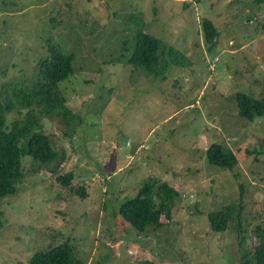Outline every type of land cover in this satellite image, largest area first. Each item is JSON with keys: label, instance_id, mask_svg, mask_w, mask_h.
<instances>
[{"label": "rangeland", "instance_id": "rangeland-1", "mask_svg": "<svg viewBox=\"0 0 264 264\" xmlns=\"http://www.w3.org/2000/svg\"><path fill=\"white\" fill-rule=\"evenodd\" d=\"M212 21L220 35L205 36ZM182 52L164 77L127 62L137 31ZM74 54L60 83L75 126L45 118L59 175L24 157L25 178L0 206V264L70 243L82 264H242L264 232V116L243 117L237 95L264 98V4L256 0H0V85L34 80L48 42ZM169 60V57H168ZM9 113L8 122L22 118ZM223 144L234 170L209 162ZM148 182L179 192L172 219L141 232L120 213ZM84 188L87 198L76 191ZM232 206L226 231L209 214ZM242 209V211H241ZM260 227L263 232H258Z\"/></svg>", "mask_w": 264, "mask_h": 264}, {"label": "trees", "instance_id": "trees-1", "mask_svg": "<svg viewBox=\"0 0 264 264\" xmlns=\"http://www.w3.org/2000/svg\"><path fill=\"white\" fill-rule=\"evenodd\" d=\"M256 3L263 5L264 0H256ZM204 29L208 43L214 45L220 35L219 29L210 20L205 21ZM48 51L49 56L42 59L34 80L0 85V206L4 198L19 191V185L25 178L24 157L30 156L41 166L50 167L57 182L65 187L73 181L72 173L59 175L65 156L54 148L43 120L59 117L63 123L74 127L75 122L82 119L67 105V98L60 90V83L74 73L75 55L64 53L51 39ZM127 62L157 77H164L172 65H189L181 51L141 30L135 34V46ZM237 100L243 117L254 121L264 116V98L240 92ZM14 111H19L23 117L9 123L8 115ZM207 154L209 162L220 168L234 170L239 164L238 156L223 144H213ZM76 195L82 199L88 196L84 188L78 189ZM177 198L179 192L169 183L148 182L141 186L134 198L122 204L120 213L135 229L144 232L152 226L162 227L164 219H172ZM233 219L232 206L209 214L212 227L218 232L226 231ZM257 231L263 232L260 227ZM31 264H82V261L75 258L73 247L66 242L34 254ZM242 264H264V232L254 247L253 257Z\"/></svg>", "mask_w": 264, "mask_h": 264}, {"label": "built area", "instance_id": "built-area-1", "mask_svg": "<svg viewBox=\"0 0 264 264\" xmlns=\"http://www.w3.org/2000/svg\"><path fill=\"white\" fill-rule=\"evenodd\" d=\"M182 1H184L186 3H189V2L195 3L196 1H199V0H182Z\"/></svg>", "mask_w": 264, "mask_h": 264}]
</instances>
